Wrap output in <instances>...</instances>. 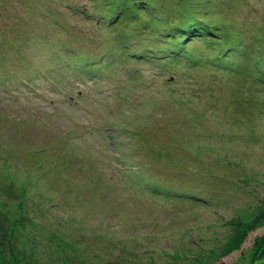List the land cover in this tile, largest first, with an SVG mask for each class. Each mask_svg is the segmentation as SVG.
<instances>
[{"label": "rangeland", "instance_id": "rangeland-1", "mask_svg": "<svg viewBox=\"0 0 264 264\" xmlns=\"http://www.w3.org/2000/svg\"><path fill=\"white\" fill-rule=\"evenodd\" d=\"M142 2L138 32L94 0H0V264L252 263L264 0ZM195 12L216 33L139 35Z\"/></svg>", "mask_w": 264, "mask_h": 264}, {"label": "trees", "instance_id": "trees-1", "mask_svg": "<svg viewBox=\"0 0 264 264\" xmlns=\"http://www.w3.org/2000/svg\"><path fill=\"white\" fill-rule=\"evenodd\" d=\"M95 1V5H96V10L95 12H93V14H90L93 18H95L96 20H100V22H102L103 26H109V25H114L117 24V22L119 23L118 28L122 27V26H127L129 24H131L130 26H132L135 31L139 32V13L142 15L145 13L146 7H148L149 2L143 3L142 0H94ZM129 2V4H128ZM127 5L124 8H122L121 10L123 12H125V15L122 14V12H118V7L120 5ZM142 4V5H141ZM145 7V9H143ZM142 11V12H141ZM196 13L193 15V19L190 21H186L183 24H180V22L175 23V25L173 27H170L169 25H163L161 23L153 25L150 28H147V26L144 27V29L142 31H140L139 35L142 36V38H144L145 36L143 35L144 33H142L144 30L148 31H152L149 32V34L147 36L150 37V40H155V39H160L161 41L165 42L164 40L166 39H171L173 40L174 44H177V40L179 39H194L197 38V36L199 35H206L209 31H213L216 33V27L210 23H208L207 21H199L200 19L196 18ZM172 16V15H171ZM117 27V26H116ZM192 29V31H191ZM158 30H165V31H169V33L167 32V34H164L162 36H157V31ZM221 30V29H220ZM125 34L124 35H120L119 32L116 35V39H119L121 37V40L123 42L122 45L125 47L126 45H128L129 43L126 41L128 40V36H132L133 34L129 31V29L124 30ZM222 33V30H221ZM192 35V36H191ZM145 39H148L147 37ZM211 39H213V37H211ZM131 42V41H130ZM182 44H184V42H181ZM222 42H219L220 48L218 50H225L227 46L222 45ZM167 44V42H166ZM127 47V46H126ZM193 50H199V48L194 47L192 48ZM203 50V49H200ZM187 51V50H186ZM204 51V50H203ZM153 52V51H152ZM160 52V51H159ZM227 52V51H226ZM159 54L156 55L157 58H159ZM193 52H185L183 51V57H181V53L178 52L176 50V48L171 51L169 49V52L167 55H162V56H166L169 60L174 61L175 59L177 60H181V59H186L190 60L189 62H192L191 58L193 57ZM143 53H141L140 56H142ZM209 57V56H208ZM221 55L217 54L214 59L209 58L208 61H214L215 59L220 58ZM142 58V57H141ZM163 58V57H162ZM205 57L202 58H196L197 61H201L202 59H204ZM160 59V58H159ZM78 62V61H76ZM84 66H89L87 64H84ZM155 188H157L155 186ZM251 264H264V234L262 235V237L256 239L255 243H254V255H253V259H252V263Z\"/></svg>", "mask_w": 264, "mask_h": 264}, {"label": "bare ground", "instance_id": "bare-ground-1", "mask_svg": "<svg viewBox=\"0 0 264 264\" xmlns=\"http://www.w3.org/2000/svg\"><path fill=\"white\" fill-rule=\"evenodd\" d=\"M17 43V42H16ZM12 227V226H11ZM27 227V226H26ZM12 230H14V229H12ZM15 231V230H14ZM24 243H25V241H24ZM43 254H45V252L43 253ZM47 256H49V255H47ZM46 256V257H47ZM45 257V256H44ZM51 257V256H50ZM26 258V257H25ZM48 259V258H47ZM49 260V259H48ZM35 264V263H34ZM38 264V263H37Z\"/></svg>", "mask_w": 264, "mask_h": 264}]
</instances>
